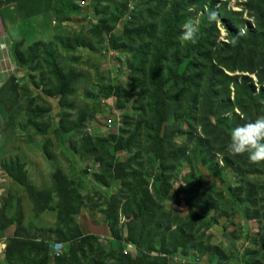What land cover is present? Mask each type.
I'll list each match as a JSON object with an SVG mask.
<instances>
[{"label":"rangeland","instance_id":"374dc122","mask_svg":"<svg viewBox=\"0 0 264 264\" xmlns=\"http://www.w3.org/2000/svg\"><path fill=\"white\" fill-rule=\"evenodd\" d=\"M179 1L155 0L150 6L153 14L146 15L142 19L141 25L147 27L146 24H151L160 27L167 10L174 2ZM124 2L125 0L78 1L81 6L80 13L65 23L62 29L65 32L64 35L84 34L88 36L93 43V49L82 48L76 51H69L65 47L59 46L60 44L56 43L54 39L58 35L63 36L61 33L62 29H59L60 22L52 11L37 15L32 19L23 20L19 14L18 4L10 3L11 5H7V7H9L11 13L17 19H13V16H11L12 19L9 17V25L3 19H0V36L3 34V36L7 37L6 40L8 42L12 41L10 43L12 46L15 43L14 40L24 42L23 51L26 54L37 42L47 45L50 43L58 45V51L56 52L58 63L66 77L70 79L67 93L60 94L57 92L59 83L54 77L52 70L49 69L47 60H45L48 57L45 53L41 52V69L29 73L25 69V76L20 82L16 83L15 79L10 76L11 71H9L14 66V59L10 52L11 48L9 50L5 48L4 52L0 51V63L1 65H7L6 71L10 77V79L5 77L6 84L0 90V133L6 132L9 134V131H15L20 138H25L26 136L32 138L36 136L40 140L46 155L51 160L58 162L60 164L59 168L62 167L63 171H58L63 172L68 181L74 182L84 193L85 202L82 205L80 213L82 214L85 209L93 210V215L101 219L102 222L103 220L104 222L108 220L107 215L101 209V205L107 199L105 197L106 192L100 190L101 186L99 185L98 176L105 175L108 177L106 164L109 161H113L112 156L114 152L117 158L124 157L126 161L130 160L135 153L142 152L143 161L147 166L145 167L147 175L145 179L155 195L154 185L156 184V178L154 175L159 167V160L153 151V147L145 140L144 145L139 150L133 149L130 152L128 149H124L118 153L115 149H111L110 144L98 141L99 139L104 140L109 138L111 133L124 134L123 129H130L125 123V115L129 114L135 120H138V115L142 113L137 110V105L135 104L136 97L134 96L140 92V89H131L128 85L129 77L132 75L129 68L124 69L123 74L118 76L117 81L113 80L114 78L112 77L114 71L123 69L122 63L124 61H127L129 64L132 63L137 46H132L128 43L131 51L128 57L125 55L121 57L119 54H109V56L102 57L99 55V52L105 44L107 45V41L93 38L92 33H90L99 20L97 3L100 4L99 9L109 7L113 10L117 5ZM244 3L245 0H219L216 6L219 16L217 19L218 23L216 22V29L219 32L217 42L228 41L227 31L223 23L224 18L228 19L231 23L240 24L238 21L243 22L241 23L242 33L246 31L249 26L247 20L252 21V19L249 18L248 13H242ZM127 5L133 12H126L125 17L122 19L126 20V22H132L136 16L139 17L144 11L143 7L148 6V4H141L140 0H127ZM133 6H135V10L131 9ZM197 8L196 5L190 4L186 11L194 13L193 16H190V19L196 18L200 24L201 12ZM90 16L91 18H89ZM233 18H236L238 21H234L235 19ZM1 20L4 22L6 31L3 28ZM12 26L14 27L12 28ZM123 28L124 22H121V24L119 23L115 27L113 32L120 34ZM181 34L182 28L180 32H177L176 50L172 51L165 63L166 71L171 78H174V73L177 69L175 55L179 51L184 55L187 54V42H181ZM89 52H91L92 56H85ZM259 63H262L259 70L263 79L262 83L255 73L247 71V69L255 67V64L249 62V60L242 61L240 59L235 64L237 69L234 72L218 66L216 70L220 78L223 79L221 80L222 88L218 89L214 94L218 95L221 99L214 98L212 100L208 98L207 92L209 89L206 82L202 83L199 79V82L193 83L191 75L196 76L193 73L200 74L202 72L200 69L195 70L185 79L176 78L171 86L168 97L169 119L165 125V130L169 138L176 143L177 147L184 150L181 156L176 149H173L176 157L178 156L176 164H179L181 160L187 159L188 161L185 162L180 178L175 180L172 192L168 197L169 199L167 198L168 201L167 199L157 198L156 200L165 209L175 212L180 218L184 219L188 216V211L190 210L188 192L195 185L191 178L187 180L189 174L190 176L192 175L191 167H194L195 177L197 179L201 178L203 188L207 189L211 183L216 181L215 177L209 173L207 165L202 163L204 160L203 154L207 152L208 159H213L212 163H210L211 166L214 164L217 170H223L224 173V170H227L228 172V174L225 173L227 174L226 180L218 182L219 190L217 189V192L213 194L214 201L219 204V210L216 211L210 208L206 212V216L208 217L216 213L218 214L220 210H223L226 212L225 217L218 216L220 218L209 230L204 231V228H200L196 233L197 237H199L205 232V236H202L198 241H201L203 245H208L209 243L218 244L225 249V255H213L210 251L203 252L202 254H198L201 258H204V263L201 264H264V248L262 249V246L261 248L257 246L252 248V250L256 248L260 250V254L254 257L251 254H247V249L243 248V244L247 241L252 228L251 224H256L259 229L258 244L261 245L263 242L264 163L252 164L248 160L247 154L233 156L229 155L226 151V145L230 142L231 130L250 121L246 118L247 113H243L248 110L249 97L247 96V92L249 90L243 87L241 92L238 93L234 84L236 81L240 82V79L237 80L235 77L248 76L249 79L246 81L247 86L253 90L254 97L260 95L259 102L254 97L251 98V101L255 99L252 102L253 110L254 112L259 111L261 115H264V60H259ZM241 69L245 70L241 71ZM42 74L44 75V82L41 81ZM225 75L230 76L231 79L224 77ZM141 80L142 83H146V86L150 85L145 69ZM7 81H9L8 84ZM113 81L122 86L126 91L120 98L117 97L118 102L115 96L108 95V90H104L105 86H107L106 83ZM32 87L35 88L36 92L38 90L43 95L41 96L38 93V96L32 95ZM27 89H30L29 93H27ZM49 91H52V93ZM102 105L106 110H101ZM109 111L112 113L108 114L110 113ZM104 112H106L105 116H103ZM11 114H18L19 116H11ZM257 114L259 113L257 112ZM108 116H116L111 125L106 123ZM12 120H15V126L11 124ZM147 129V126L143 127L141 137L144 138L146 136ZM128 135L129 133H125V136ZM224 156L231 159L232 163L230 165L224 164ZM6 157L9 156H0L1 159ZM94 161H96V164H90V162ZM68 168H70L69 172ZM250 171H256L257 178L250 176ZM216 173L219 175V172ZM208 181L210 183L207 184ZM249 182H252L251 189L248 187L250 186ZM205 184L207 185L205 186ZM229 186L242 187V198L248 197L249 199L245 198L246 200H243L244 203L236 202L234 195L227 190ZM51 189L52 186L49 190ZM186 189L188 192H185ZM103 190L105 191L106 189ZM202 192H199L198 198L201 197ZM103 197L105 200L102 199ZM168 206L172 208H168ZM245 208H247V215L249 214V217L246 215ZM119 221L117 230L123 238L124 250H127V254L136 258L138 257L139 250L143 249L152 257L160 255L162 251V239L163 236L166 237L165 227H161V230L153 232V250L148 251V246L145 244L142 245L144 247L140 248L138 245L129 242L128 235L130 231L126 230V228L130 219L122 216ZM112 223L114 225L116 222L112 221ZM215 225L219 226L220 229L215 230L213 228ZM135 226L139 229L136 231L137 237L142 226L140 224H135ZM208 235L211 237L210 241L207 240ZM110 238L112 241L106 239L102 240V243L108 249V253L111 254L112 251L119 248V243L118 241H114L113 236H110ZM110 243L111 246H109ZM5 244L7 247L6 242ZM6 247L0 252L2 264H7L4 259ZM167 249H169L168 246ZM87 251V258L82 255L80 256L83 264H91L95 257L98 258L97 253ZM175 254L182 255L179 252L167 255L169 264L173 262ZM105 260L108 264H116V260L111 257H107ZM50 262V264H57V260L52 259ZM68 264L72 263L69 262Z\"/></svg>","mask_w":264,"mask_h":264},{"label":"trees","instance_id":"16d2710c","mask_svg":"<svg viewBox=\"0 0 264 264\" xmlns=\"http://www.w3.org/2000/svg\"><path fill=\"white\" fill-rule=\"evenodd\" d=\"M78 1L80 0H0V14L6 23L11 16H13V19H17L7 7V5L9 6L12 3L18 4L19 14L23 20L32 19L37 15L52 11L60 22L59 29H62L65 23L80 13L81 6ZM154 2L155 0H140L141 4H148V6L143 7L145 12L143 11L139 17L136 16L132 22L122 20L126 12H133L127 7V0L123 4L117 5L113 10L109 7L99 9L100 4L97 3L99 20L90 33H92L93 38L107 41V45L105 44L99 52L102 57L109 56L111 52L118 53L121 57L122 55L128 57L131 54L128 43L132 46H137L132 63L129 64L124 61L122 63L123 69L114 71L112 77L114 78L113 80L117 81L118 76L123 74L124 69L129 68L132 75L129 77L128 85L131 89H140V92L134 96L136 97L137 110L142 113L138 115V120H135L129 114L125 115V123L130 129H123L124 134L111 133L109 138L99 139L98 141L110 144L111 149H115L117 153L124 149H128L130 152L133 149L139 150L144 145V140L151 145L159 160V167L154 175L156 178V184L154 185L156 195L149 188V184L145 179V176H147L145 167L147 166L143 161L142 152L135 153L128 161L124 160V157L117 158L114 152L113 161H109L106 164L108 177L105 175L98 176L99 185L101 186L100 190L106 192L105 197L107 199L101 205V209L107 215L108 220L106 222L111 229L114 241L119 243V248L110 254L103 245L102 242L104 240L102 238L100 239L98 235L94 234H85L81 229L78 215L85 202V196L74 182L68 181L63 172L56 171L52 175V189L38 191L28 180L24 164L18 158L9 159L3 163L4 168L16 182L25 188L35 209L39 212L47 209L54 210L58 214V220L55 229L57 233L55 240L57 241L51 245L45 239L20 233V231L22 232L20 225L24 219L21 200H17L16 209L11 216L7 212L11 200H3V203L0 204V228L4 229L13 223L18 225L16 236L7 239V247L4 251V259L7 264H50L52 259L57 260V264H68L69 262L72 264H83L80 256L87 258V250L98 254V258L95 257L91 264H108L105 260L107 257L115 259L116 264H169L166 256L178 252L184 257H188L191 254L192 256H197L204 263V258H201L198 254L210 251L213 255H225V249L218 244L209 243L208 245H203L201 241H198L202 236H205V232L199 237L196 235L200 228H204V231L209 230L220 217H225L226 215L225 211L220 210L218 214L206 216L207 209L219 210V204L214 201L213 194L217 192V189L219 190L218 182L225 181L228 174L227 170H224L227 173L225 174L223 170H217L214 164L210 165L213 159H208L207 152L203 154L204 160L202 163L207 165L209 173L215 177L216 181L211 183L207 189L203 188L201 178L197 179L195 177L194 167H191L192 175L190 176L189 174L187 180L191 178L195 185L189 192L187 189L185 190L189 195L188 205L190 206L186 218H180L178 214L165 209L156 200V198L166 200L170 196L175 180L180 178L185 162L188 161L185 159L176 164L178 156L176 157L173 149H176L181 156L184 150L177 147L165 130V125L169 119L168 97L173 81L176 78L185 79L195 70L200 69L202 71L200 74L193 73L196 76L191 75L193 83L196 84L199 79L202 83L206 82L209 89L207 92L208 98L212 100L214 98L221 99L214 94V92L222 88L221 80H223L217 74L216 69L218 66H222L226 70L234 72L237 69L235 64L240 59L242 61L249 60V62L255 64V67L247 69V71L255 73L262 83V75L259 72L262 63H259V60H264V0H245L242 13H248L252 21L247 20L249 26L244 33H242L241 24L243 22L233 18L235 19L234 21L240 22V24H236L231 23L226 18L223 19L227 31V42H217L219 32L216 29V22L209 23L208 21V13L211 11L217 14V19L219 18L216 9L219 0H180L179 2H174L164 15L165 18L162 20L160 27L151 24H146L147 27H143L141 21L146 15L153 14L150 6ZM190 4L196 5L198 7L197 10L201 12L198 42L196 44L187 42V54L184 55L179 51L175 55L177 69L174 73V78H171L166 71L165 63L172 51L176 50L177 32H180L184 22L194 15V13L186 11ZM133 10H135V6ZM121 22H124L122 32L120 34L114 33L115 27ZM61 33L63 36L58 35L54 39L56 43L60 44L59 46L65 47L69 51H76L82 48L93 49V43L88 36L84 34L64 35L63 29ZM14 42L12 47L13 62L19 69L24 72L27 70L28 73L40 70V53H45L48 57L45 60L49 64V69L52 70L54 77L59 83L57 92L60 94L67 93L70 79L66 77L58 63L56 56L58 45H54V43L47 45L37 42L26 54L23 51L24 42H19L18 40H14ZM88 54L92 56L91 52ZM144 69L149 79V86H146V83H142L141 80ZM244 70L241 69V71ZM224 77L231 79L228 75ZM235 79H240V82L236 81L234 84L238 93L241 92L243 87L249 90L247 92L249 97L248 110L243 113H247V117H245L248 120H255L261 116V113L259 111H257L259 114L254 112L252 102L255 99L259 102L260 95L254 97L253 90L247 86L248 76H239L235 77ZM41 81L44 82L43 74ZM106 84L107 86H105L104 90H108V95L120 98L126 93L123 87L118 85V83H114V81ZM29 92L30 89H27V93ZM49 92L52 93V91ZM252 97L255 99L251 101ZM101 110H106V108L102 105ZM105 115L106 112H104L103 116ZM108 118H112L114 121L116 116H108L106 123ZM144 126H147L148 129L146 136L143 138L141 133ZM125 133H129V135L125 136ZM137 141H139L138 144H136ZM179 158L181 159L180 155ZM223 162L225 165L232 163L231 159L225 158V156L223 157ZM216 172H219V175ZM249 173L253 178H257L256 171H250ZM208 183L210 182L208 181ZM248 184L251 189L252 182ZM103 189L106 190L104 191ZM227 190L234 195L235 201L238 203H244L243 200H246L245 198L249 199L248 197L242 198V187L240 186H229ZM200 191L203 192L201 197L198 198L197 195ZM53 193L58 198L54 205L53 203L51 204ZM102 199L105 200L104 197ZM245 212L247 215V208H245ZM122 216L130 219L126 228V230L130 231L128 235L129 242L138 245L140 248L144 247L142 245L145 244L148 246V251L153 250V232L165 227L166 237L163 236L160 255L152 257L143 249L139 250L136 258L123 253V238L117 230V226L120 223L119 219ZM247 217H249V214ZM112 221L116 223L113 225ZM135 224L142 226L137 237L136 231L139 229ZM106 239L112 241L111 238ZM210 239L211 237L208 235L207 240L210 241ZM262 240L261 245L258 244L257 235V247L261 248L262 246L263 249L264 237ZM58 241L65 244L64 252L59 257H53L51 254L53 245ZM111 243L109 246H111ZM167 246L169 249H167ZM259 251L257 248L248 249L246 253L254 257L260 254Z\"/></svg>","mask_w":264,"mask_h":264},{"label":"crops","instance_id":"0c3cea01","mask_svg":"<svg viewBox=\"0 0 264 264\" xmlns=\"http://www.w3.org/2000/svg\"><path fill=\"white\" fill-rule=\"evenodd\" d=\"M0 19H2L1 14ZM1 22L4 30L6 31L4 22L2 20ZM9 23L10 20L7 19V25H9ZM13 27L14 26H12V28ZM6 39L7 37L3 36V34L2 36H0V51L4 52L6 50L5 48H8V50L11 48L10 52L13 56V46L10 44L12 43V41L8 42ZM86 55L90 56V54L88 53H86ZM6 70L7 65H1L0 63V90L2 89L3 85L6 84L5 77L7 79H10ZM8 82L9 81H7V84ZM28 84L31 86L30 83ZM32 92V95L34 96H38V94H40L41 96L43 95L38 90L36 92L35 88L33 87ZM11 116L19 115L11 114ZM11 124L15 126V120H12ZM1 155L3 157H9L3 159L0 158V204L3 203V200H11L9 202L7 210L9 216H11L16 209L17 200H21L24 211V219L23 223L20 225V228L22 229V232L20 231V233H26L32 237L45 239L52 245L55 241H57L55 240V236L57 235L55 230L58 220L57 212L51 209H47L43 212L37 211L35 209V206H33V203L31 202V199L25 188L8 174L3 166V163L5 161H8L9 159L18 158L24 164V169L27 172L28 180L35 186L38 191L49 190L53 184L52 175L58 170L63 171L62 167L59 168L60 164L55 160H51L46 155L44 148H42L40 140H38L36 136H33L32 138H28L27 136L25 138H20L19 136H17V133H15V131H9V134L6 132L0 133V156ZM91 163L96 164V161L90 162V164ZM69 171L70 168H68V172ZM54 194L55 193H53V196L51 198V204L53 203V205L55 204V201L58 200V198ZM168 208L172 207L168 206ZM78 221L81 229L85 234H94L98 235L101 238L103 236L105 238H110V236H112L111 229L107 222H104V220L102 222L101 219L95 217L93 215V210L90 211L89 209H85L82 214L79 213ZM251 225L252 228L247 237V241L243 244V248L247 250L257 246V235L259 229L257 228L256 224ZM17 227L18 225L16 223H13L5 227L4 229L0 228V242L7 243V239L9 237L16 236ZM213 228L215 230L220 229V227L216 225ZM0 263L2 264V261H0Z\"/></svg>","mask_w":264,"mask_h":264},{"label":"clouds","instance_id":"9594fccd","mask_svg":"<svg viewBox=\"0 0 264 264\" xmlns=\"http://www.w3.org/2000/svg\"><path fill=\"white\" fill-rule=\"evenodd\" d=\"M209 23L217 22L214 11L208 13ZM200 24L198 19L187 20L182 25L181 42H198ZM229 155L247 154L252 164L264 163V115L233 128L230 132V142L226 145Z\"/></svg>","mask_w":264,"mask_h":264},{"label":"built area","instance_id":"2783aa9c","mask_svg":"<svg viewBox=\"0 0 264 264\" xmlns=\"http://www.w3.org/2000/svg\"><path fill=\"white\" fill-rule=\"evenodd\" d=\"M131 9H134V6L131 7ZM111 54L116 55L118 53L111 52ZM9 71H11L10 76L15 79L16 83L20 82V80H22V78L25 76L24 71L19 69L17 67V65H15V64H14V66H12L11 70L9 69ZM113 122L114 121L112 118H108V120H107L108 125H111ZM102 239L106 240V238L104 236L102 237ZM5 247H6V244L4 242H0V252H2L5 249ZM64 247H65V245L61 241L56 242L53 245V249L51 252L53 257L61 256L64 252ZM129 248H131V247H129ZM124 251L126 254L128 253L127 250H124ZM201 263L202 262L200 261V259L197 256L189 255L188 257H184L183 255H179V254H175L173 257V262H170V264H201Z\"/></svg>","mask_w":264,"mask_h":264}]
</instances>
